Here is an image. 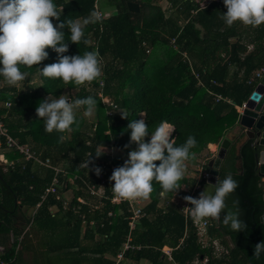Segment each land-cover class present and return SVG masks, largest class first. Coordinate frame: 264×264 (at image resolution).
I'll use <instances>...</instances> for the list:
<instances>
[{
    "label": "trees",
    "instance_id": "obj_1",
    "mask_svg": "<svg viewBox=\"0 0 264 264\" xmlns=\"http://www.w3.org/2000/svg\"><path fill=\"white\" fill-rule=\"evenodd\" d=\"M128 1L137 3L139 11L130 12L126 5ZM154 1L53 0L62 12L59 20L53 18L54 26L67 19H79L82 23L95 11L96 4L116 8L114 15L86 25L80 44L69 40L70 29H63L65 41L69 44L65 55H83L86 51L99 53L103 60L99 77L101 85L97 79L83 86L65 85L62 80L42 76L40 68L59 59L58 53L51 48L46 49L49 57L39 66H21V71L29 73L27 78L37 75L38 86L26 84L25 88L18 89L4 83V78L0 76V116L8 134L20 143H29L41 157H50L52 163L65 164L71 173H78L80 176L75 184L67 185L68 189H73V198L84 195L82 190L73 187L83 186L86 181L98 185L99 180L93 179L94 170L87 173L89 169L78 166L92 155L94 165L101 167L103 172L101 165L107 166L108 157L104 153L97 158L95 152L98 148L112 145L119 149L123 157L114 156L111 161L118 167L123 166V158L128 159V153L137 147L136 144L124 147L130 141L131 129L127 128L130 121L145 119L149 126L146 141H150L151 132L164 121L175 127L171 137L175 139V146L183 145L190 135L194 136L197 145L191 151L195 153V158L187 160L193 163L209 143H217L237 124L235 105L240 106L258 83H264V76L251 79L253 73L264 66V24L253 31V48L247 51V45L237 39L238 22L229 27L222 19L227 12L224 0H209L203 7L199 3L201 0H165L170 8L176 9L178 18H184L182 25L173 16H166ZM171 38H175L178 49L170 44ZM92 39L95 44L90 43ZM84 40L88 43L85 44ZM182 51L187 53L190 63L182 57ZM231 67L235 68L233 75H230ZM193 72L198 73L203 86L198 84ZM99 90L103 96L110 98L111 105L102 102ZM64 92L73 101L93 97L96 101L95 119L86 120L81 112L86 111L87 106H81L74 109L76 123L72 125L71 132L48 133L45 131V120L38 118L36 109L45 96L59 98ZM215 94L230 102L215 101ZM5 102L10 103L9 107L4 105ZM108 110L112 111L110 115ZM120 111L127 113L128 119L122 118ZM234 144L226 152L218 179L231 175L237 182L238 186L228 196L226 204L229 210L238 212L247 227L240 232L230 230L223 225L222 214L220 221L209 218L212 225L207 230L210 237L218 238L225 246H228L225 236L229 237V253L216 257L211 246H202L195 228L181 213L179 206L183 197L194 184V179L184 176L179 183L189 188L181 190L177 197L174 191L162 197L160 185L153 181L154 191L143 208L145 215L131 231L132 242L141 247L126 253L130 261L138 262L143 258L150 264H165L160 248L167 245L172 248V258L177 264L195 258H207L203 264H264V253L259 259L253 257L255 245L264 241V180L258 176L256 161L264 146L255 145L254 140L249 139L236 154ZM6 156L13 159L18 154L9 152ZM156 163L158 165L160 161ZM90 167L93 165L90 164ZM52 175V170L32 162H26L23 169L15 165L4 171L0 166V245L10 233L17 238L29 222L26 209L33 208L40 201ZM214 187L216 189L217 185ZM104 188L109 195V180ZM161 200L164 201L163 206H159ZM104 203L101 209L91 212L87 211L89 205H82L81 212L86 220H96L97 227L100 219L104 221L102 228L96 231L99 235L106 234V238L100 236V240H89L91 248L81 245L82 240H79L82 218L71 211L61 213L60 203L51 194L42 201L32 220L52 233L61 226L58 224L60 220H67L63 224L71 229L69 236L61 237L60 231L50 238L60 242L59 247L51 250L65 249L62 259H67L69 264H113V260L105 255H115L128 232L127 202L111 204L105 199ZM53 206L60 211L51 212L50 207ZM118 210L122 213L118 214ZM109 211L115 216H107ZM85 235L94 236L90 229L85 231ZM16 245L14 240L5 248L0 262L15 258ZM73 248L77 252H72ZM87 250L92 255H79ZM14 261L7 264H14Z\"/></svg>",
    "mask_w": 264,
    "mask_h": 264
},
{
    "label": "clouds",
    "instance_id": "obj_2",
    "mask_svg": "<svg viewBox=\"0 0 264 264\" xmlns=\"http://www.w3.org/2000/svg\"><path fill=\"white\" fill-rule=\"evenodd\" d=\"M224 4L227 12L222 19L229 27L235 22L252 27L264 24V0H224ZM61 13L53 0H0V76L8 85L17 86L29 77L28 72L21 71V66H39L49 57L48 48L58 53L59 59L42 69L39 67L42 76L75 86L90 84L101 76V60L97 51L65 55L69 44L63 31L66 27L70 29L69 40L80 44L84 27L101 21L100 14L93 11L82 23L79 19H67L54 26L53 18L59 20ZM84 43L88 41L84 40ZM81 106H87L84 115L91 117L96 101L91 96L74 101L64 95L59 98L49 96L39 103L36 113L38 118L45 120L46 132H71L72 125L76 123L74 109ZM120 112L122 118L128 119L127 113ZM127 128L131 129L130 141L124 147L129 148L132 144L137 147L128 153L123 166L115 168L109 177L110 181H114L111 187L114 197L127 201L147 200L154 191L153 181L160 185L162 197L168 192H178L182 188L179 182L185 174V162L195 158V153L191 151L197 145L195 137L190 135L183 145L175 146V139L171 138L175 127L166 121L151 132L150 141L145 139L149 135L145 119L130 121ZM105 152L98 148L95 155L98 158ZM157 161H160L158 165ZM80 166L90 172L94 170L97 176L102 172L94 165L92 155ZM216 183L214 195L202 192L199 198L183 197L192 206L191 217L194 220L212 218L220 221L223 214L225 227L235 232L244 231L246 223L239 218L238 212L229 210L226 204L228 196L238 186L237 182L227 175L223 180L217 179ZM262 253L264 241L255 245L253 257L259 259Z\"/></svg>",
    "mask_w": 264,
    "mask_h": 264
},
{
    "label": "built area",
    "instance_id": "obj_3",
    "mask_svg": "<svg viewBox=\"0 0 264 264\" xmlns=\"http://www.w3.org/2000/svg\"><path fill=\"white\" fill-rule=\"evenodd\" d=\"M97 1V0H96ZM201 7L205 6V4L200 5ZM100 7L96 4L95 11L98 12L101 16V18H105V14L102 12ZM101 19V20H102ZM91 44H95V40L92 39L90 42ZM143 45H145L142 42ZM170 44L173 46V48L178 49L177 44L175 43V38H171ZM146 52H149V49H146ZM181 55L184 59H186L189 63L190 60L188 59L187 53L185 51L181 52ZM101 60V68L103 66V60ZM191 67V66H190ZM194 77L198 78V84L203 86L202 83L199 80V75L196 72H193ZM264 76V66L257 69L254 73L251 79L257 78L261 79ZM98 83L101 85L102 80L97 79ZM213 83H215L213 81ZM98 95L101 97V100L103 103L107 105H111V101L106 100V102L103 101V95L98 92ZM215 101L218 100H224L226 102H230L227 98L222 97L220 94H215ZM68 98V97H67ZM6 107H9L10 103L5 102L4 104ZM246 107V101L243 102L240 106L235 105V108L238 112V119L243 111V109ZM112 113L111 110L107 111V114L110 115ZM238 121V120H237ZM3 138V144L0 140V166L3 168L4 171H7L9 168H13L15 165H20L21 168H24V165L26 162H32L34 165L41 166L44 169H50L53 171V175L51 178L50 183L45 187L43 193L40 196V201L36 203V205L32 209V214L35 213L37 208L40 206L42 201L48 196L53 195L55 200L60 203L61 210L64 212L71 211L72 213L76 214L78 217L82 218V220L85 219V215L81 212L82 205H89L88 210L94 211L95 209L99 210L105 205L104 200L110 201L111 204H119L122 201L127 202V213L128 216H126L127 219V225H128V232L125 236L124 241L121 243L120 248L115 256L114 264H123V260L125 259V254L128 251L138 250L140 249V245H135L132 242V235L131 231L135 228L136 224L139 222L140 218L145 215V212L143 210L145 203H143L142 199H137L133 201H127V200H119L116 199L112 192V186L114 184V181H110L109 177L112 175L115 168L118 166L114 164L111 160L114 158L113 154V146L110 145L109 147H101V150H106L105 155L107 158V166L105 164L101 165L103 168V172L99 176L96 175L94 171V177L93 179L99 180V183L97 186L94 184H91L90 182H84L83 186H75L73 188L80 189L83 191L84 195H80L78 197L73 198V189L67 188V185H74L76 178H78L80 175L78 173L73 172L71 173L69 171V167L65 164L58 163L54 164L52 163V160L50 157H41L39 153H36L32 147L27 143H20L16 138L11 137L8 134L7 128L4 126L2 118L0 116V139ZM221 141H219L216 146L218 147ZM87 143H89L87 141ZM5 152H13L17 153L18 157L13 159H8L5 156ZM216 154V149L211 150V154H208V156H204L200 163L197 165L196 175L194 178V184L189 189L186 196H193L195 198H199L200 191L202 188V183L207 182L208 178L210 176L209 168L207 166L208 160L213 157ZM80 166V164L78 165ZM82 168V167H81ZM101 168V167H100ZM87 173L90 171L87 170ZM107 175V176H106ZM64 177V179H60V177ZM110 181V194L105 193L104 185L107 181ZM61 188V189H60ZM188 185L184 186L182 185V190L187 191ZM69 190H71L69 192ZM199 192L198 195L195 193ZM70 193V194H69ZM69 194V195H67ZM75 200V201H72ZM180 210L183 214L186 221H188L196 231V235L198 236V240L202 246H211L213 249V254L216 257H223L226 254L229 253V245L225 246L220 242L218 238H212L208 234L207 230L212 225V220H209V218H204L200 220H194L191 217V208L189 202L185 201L183 199L182 203L180 204ZM122 213L121 210H118V214ZM107 216H115V214H112V212H107ZM92 220V219H91ZM101 220L100 226H103V220ZM92 222V221H91ZM182 240H180L181 243ZM2 249V247H0ZM160 251L162 252V256H164L167 261L170 264H177L173 258H172V248L164 245L160 248ZM207 261V258H195L194 260L182 264H203ZM146 259L139 260L138 262H133V264H147ZM149 263V262H148ZM0 264H7L5 261H1Z\"/></svg>",
    "mask_w": 264,
    "mask_h": 264
},
{
    "label": "crops",
    "instance_id": "obj_4",
    "mask_svg": "<svg viewBox=\"0 0 264 264\" xmlns=\"http://www.w3.org/2000/svg\"><path fill=\"white\" fill-rule=\"evenodd\" d=\"M215 1H217V0H215ZM199 3H200V1H199ZM102 10L104 11V12L102 11L103 13H108L109 11H111V10H107V9L106 10L102 9ZM255 28L256 27L245 26L240 22L237 23V31H238L237 39L240 40L243 44L247 45V51H250L253 48V42L251 40L254 37L253 31L255 30ZM235 38L236 37L232 38L231 40H233ZM234 71H235V68L231 67L230 68V75H233ZM4 83H6V81ZM0 84H1V82H0ZM263 111H264V107H263ZM227 135L233 136L234 140L232 143H235L234 142L235 139L237 140L241 136L239 126L237 124H235L234 127H232V129H230V131L227 133ZM0 140L2 141V144H3V139L1 138ZM221 140L222 139H220L219 141H221ZM217 143H209L207 145V147L203 151H201L200 154L198 155L197 159L195 160L197 163L195 161L193 163L186 161L185 162L186 170H185L184 176L190 177L191 179L194 178L196 175L197 165L200 163L199 158H203L204 156H208V154H211V150L216 149V152H217L218 147H219V146L218 147L216 146ZM113 150H116V147L113 146ZM117 150L119 152L117 153V155H114V156L115 157L116 156L123 157L124 154L119 149H117ZM6 153H9V152H5V156H6ZM123 160L125 161L126 158H123ZM239 164L240 163L238 162V165ZM262 180H264V177L262 178ZM184 186H187V185L184 184ZM211 186L214 187L215 185H211ZM181 190H182V188L178 192H176V193L174 192V195L177 197ZM212 194L213 193H211L209 195H212ZM148 202H149V199L143 200V203H145V205ZM163 203H164V201L161 200L159 202V206H163L164 205ZM50 209H51V212H53V213H56L59 210V208H54V206L50 207ZM30 210H31V208H30ZM87 211L91 212L89 210H87ZM30 212H31L30 213V220L25 225V227L22 229V231L17 236V238H13L14 236L12 233H10L8 235L10 238L9 241L11 240V242H13L14 240H16L17 245L15 248L16 249L15 258L7 260V262L6 261L5 262L8 263V262H11V260H15L14 264H30L29 261L31 260V264H69L67 259H62L66 253L65 249H62V251H60V250L53 251V249L51 250V248H53V247H59L60 242L56 241V240H52L50 238L51 236H54L55 234H57L60 231H61L60 232L61 237L67 236V235L69 236L71 229H69V226H65L63 224V222H65L67 220H60L58 222V224H61V226H60L61 228L57 225L58 228L53 230V233H52V232L43 230V228L39 227V224L36 225V223L32 220V218H33V216H31L32 210ZM60 212L65 213L64 211H60ZM68 221L70 222V220H68ZM103 223H104V221H103ZM110 224H111V221H110ZM79 228H80L79 229V240L80 241L82 240L81 245H87L89 248H91V243H88L89 240H91V239H92V241L100 240V238H99L100 236H102L103 238H106V234L99 235L98 232L96 231L97 228H102V226H100L99 224L97 227V221L96 220H80V227ZM89 229L93 231V235H94L93 238L85 235V231L89 230ZM225 239L227 240L228 245L231 246L229 237L225 236ZM83 240H86V241L83 242ZM7 244H8V242L5 241L4 243H2L0 245V247H2V249H0V256L4 253L5 248L7 246H9V244L8 245ZM71 251L77 252V249L73 248V249H71ZM116 254L113 256L106 254L105 256L107 258H111L113 260V264H114ZM79 255L80 256H90V255H92V253L89 250H87L85 252H82ZM79 255H77V256H79ZM125 256H126V254H125ZM162 257L165 260V264H170L164 256H162ZM142 259H140V260H142ZM146 263L150 264V263H148V261ZM123 264H133V262L130 261L129 258L125 257V259L123 260Z\"/></svg>",
    "mask_w": 264,
    "mask_h": 264
},
{
    "label": "water",
    "instance_id": "obj_5",
    "mask_svg": "<svg viewBox=\"0 0 264 264\" xmlns=\"http://www.w3.org/2000/svg\"><path fill=\"white\" fill-rule=\"evenodd\" d=\"M130 12H138L139 5L135 2L128 1L126 3ZM264 83H259L246 100V107L243 109L237 125L239 126L241 136L238 142L235 143V151L239 154L241 146L249 139L254 140L255 145L264 146ZM234 140L233 136L226 135L222 138L216 154L211 157L207 166L209 168L210 176L208 183L210 185H217L216 181L219 176L220 167L225 159L226 152ZM258 176L264 177V150H260L257 158ZM264 186V184H262ZM264 199V189L263 195ZM264 221V215L262 216Z\"/></svg>",
    "mask_w": 264,
    "mask_h": 264
},
{
    "label": "rangeland",
    "instance_id": "obj_6",
    "mask_svg": "<svg viewBox=\"0 0 264 264\" xmlns=\"http://www.w3.org/2000/svg\"><path fill=\"white\" fill-rule=\"evenodd\" d=\"M207 1H209V0H201L200 1V5H202V4H205ZM154 3L155 4H158L160 7H161V9L165 12V15L166 16H173L174 18H176L177 19V22H178V24L179 25H182V23L184 22V18H182V17H180V18H178V16H177V14H176V9H174V8H170V5H169V3L167 2V1H165V0H155L154 1ZM100 7V6H99ZM99 9H107V10H111V11H109L108 13H104L105 14V17H108V16H111V15H114L116 12H117V10H116V8L115 7H110V6H107V7H100ZM103 11V10H102ZM104 12V11H103ZM107 12V11H106ZM80 22H81V20H80ZM171 41V40H170ZM31 85V86H38L39 84H40V81H39V79H38V77H37V75H34L31 79H29V78H26L25 79V82L24 81H21L17 86H15L16 88H18V89H22V88H25V85ZM100 94H101V91L99 90L98 91ZM62 95H64V96H68L69 94L67 93V92H64V94H62ZM47 97H49V96H45L44 97V99L45 98H47ZM106 100H108V101H110V98H108V97H106V96H103V101L104 102H106ZM84 112L85 111H83V112H81V114L83 115V117L86 119V120H88V121H91L92 119H95V111H94V113H93V115L91 116V117H88V116H85L84 115ZM140 118H142V114H140ZM238 142V141H237ZM237 142H235V143H237ZM119 151L117 150V148H116V150H113V154L114 155H117V153H118ZM201 159L202 158H199V161H201ZM196 162V161H195ZM197 163V162H196ZM71 190H69V192H70ZM202 192H205L206 194H211V193H214L215 192V187H213V186H211L209 183H207V182H203L202 183V188H201V191H200V194L202 193ZM70 194V193H69ZM69 194H67V195H69ZM22 210H25V208H23ZM31 210H32V208H31ZM30 209L29 210H27L26 209V214H28L29 216H30V211H31ZM9 236H7V242H8V244L11 242V240L9 241ZM7 244V245H8ZM107 255H109V254H107ZM30 262V264H31V260L29 261ZM202 264V263H201Z\"/></svg>",
    "mask_w": 264,
    "mask_h": 264
}]
</instances>
